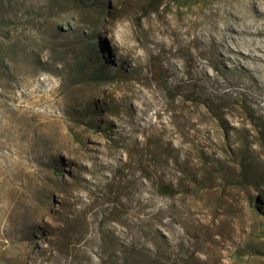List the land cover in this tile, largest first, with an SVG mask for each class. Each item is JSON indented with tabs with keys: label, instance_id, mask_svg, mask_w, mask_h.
<instances>
[{
	"label": "rangeland",
	"instance_id": "374dc122",
	"mask_svg": "<svg viewBox=\"0 0 264 264\" xmlns=\"http://www.w3.org/2000/svg\"><path fill=\"white\" fill-rule=\"evenodd\" d=\"M78 1L0 0V264H264V0Z\"/></svg>",
	"mask_w": 264,
	"mask_h": 264
},
{
	"label": "trees",
	"instance_id": "16d2710c",
	"mask_svg": "<svg viewBox=\"0 0 264 264\" xmlns=\"http://www.w3.org/2000/svg\"><path fill=\"white\" fill-rule=\"evenodd\" d=\"M80 1L81 0H79L78 2H80ZM90 1H91V3H93V5L96 7V9L99 12H103L102 8H104V6L105 7H110V4H109V2L107 0H90ZM160 1L161 0H149V4L150 5H159L158 3H160ZM0 11H1V8H0ZM1 14H4V13L0 12V15ZM95 20L97 22H100V19L98 17H96ZM84 55L87 56V60H89V59L90 60L94 59V61L99 60L98 53H97L95 47L92 46V45L89 46L88 49L85 50ZM93 77H95V76H93ZM110 79L111 78H108V80H110ZM240 173H241V175H240V181L241 182H245V181L251 180L252 171H251L250 167H248V165H247V163L245 161H242L241 164H240ZM253 176L255 177L256 174L254 173ZM253 182L256 183L257 181H253ZM256 184H258V183H256ZM251 202L253 203L254 207L257 208L261 212V214H262V216L264 218V195L261 194L257 198H254V200H252ZM30 248H31L32 251L33 250L37 251V249H38L37 243L34 240L30 241ZM124 251H127L128 254H126V255H128L129 258H132V259H136L137 258L136 254H134L133 252L129 253L128 250H126V249L123 250V252ZM128 262H129V264H134L136 261L134 262V260L133 261L130 260Z\"/></svg>",
	"mask_w": 264,
	"mask_h": 264
},
{
	"label": "bare ground",
	"instance_id": "6f19581e",
	"mask_svg": "<svg viewBox=\"0 0 264 264\" xmlns=\"http://www.w3.org/2000/svg\"><path fill=\"white\" fill-rule=\"evenodd\" d=\"M233 30H234V29H233ZM246 31H247V30H246ZM247 32H248V31H247ZM249 32H250V31H249ZM252 32H253V31H252ZM257 32H258V31H257ZM257 32H256V33H257ZM252 34H253V33H252ZM250 36H251V35H250ZM250 36H249V37H250ZM227 47H228V46H227ZM229 49H230V48H229ZM246 55H247V54H246ZM252 56H253V55H252ZM260 56H261V55H260ZM235 57H236V56H235ZM238 57H239V56H238ZM261 57H262V56H261ZM243 58H244V57H243ZM252 58H254V56H253ZM263 59H264V58H263ZM250 60H251V59H250Z\"/></svg>",
	"mask_w": 264,
	"mask_h": 264
}]
</instances>
